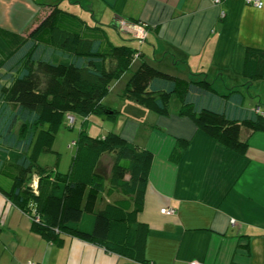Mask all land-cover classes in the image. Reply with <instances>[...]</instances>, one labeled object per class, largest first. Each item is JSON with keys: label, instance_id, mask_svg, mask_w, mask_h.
Masks as SVG:
<instances>
[{"label": "crops", "instance_id": "crops-1", "mask_svg": "<svg viewBox=\"0 0 264 264\" xmlns=\"http://www.w3.org/2000/svg\"><path fill=\"white\" fill-rule=\"evenodd\" d=\"M57 1L62 0H0V63L10 53L1 31L25 34L52 5H60L107 29L115 44L109 28L125 42L117 45L140 51L131 71L147 61L191 80L207 79L224 93L261 87L258 102L247 103L243 94V106L264 109V79L249 82L246 76L255 69L252 63L249 67V50L264 51V0L263 7L247 0H66L71 10ZM137 25L147 28L143 42L136 36ZM117 80L103 103L112 104L108 97L119 87ZM177 100L169 115H151L145 124L126 120L120 133L153 153L137 213V222L147 226L143 261L73 235L51 242L32 230L28 214L0 194L2 256L16 264H264V131L242 128L248 150L240 153L180 115ZM179 139L189 145L175 160ZM105 184L101 208L125 199ZM164 207L176 213L164 214Z\"/></svg>", "mask_w": 264, "mask_h": 264}, {"label": "trees", "instance_id": "trees-1", "mask_svg": "<svg viewBox=\"0 0 264 264\" xmlns=\"http://www.w3.org/2000/svg\"><path fill=\"white\" fill-rule=\"evenodd\" d=\"M1 35L10 53L0 63V194L28 214L32 230L51 242L73 235L143 261L147 226L137 222V213L153 153L113 131L93 136L86 128L90 116L117 122L120 111L103 100L111 83L131 71L140 51L115 44L107 29L60 5H52L27 33ZM248 58L255 68L246 75L249 82L264 79V51L250 49ZM122 97L165 116L176 97L180 115L243 154L248 143L241 139L242 128L264 131V115L244 107L240 91L220 92L207 79L191 80L147 61L132 72ZM76 114L85 120L71 169L50 170L41 156L55 152L59 131L65 121L73 128L68 116ZM188 145L179 139L173 159ZM105 156L112 160L109 169ZM106 181L125 199L101 208Z\"/></svg>", "mask_w": 264, "mask_h": 264}, {"label": "rangeland", "instance_id": "rangeland-1", "mask_svg": "<svg viewBox=\"0 0 264 264\" xmlns=\"http://www.w3.org/2000/svg\"><path fill=\"white\" fill-rule=\"evenodd\" d=\"M57 2H59L68 10L72 9V6L68 5L70 2L66 0L57 1ZM109 31L117 44L125 43L123 40H121L120 35L116 34L115 31H113V29L111 30L109 28ZM135 69L136 67L134 66L132 71H127L122 79L119 78L121 80H117L118 81L117 85L120 83L119 87L113 90V92L108 97L110 104L112 103L111 105L117 106V109L120 111L117 123L113 124L109 120H106L98 116L88 117L86 128L93 136H105L107 133L111 131L120 134L122 131H124L123 127L126 120L133 121L134 119H136V121L145 124V121L148 120V118L151 115H157V113L147 109L145 106L139 103L131 102L130 100L120 96L123 93L125 86L128 80L130 79L132 72ZM256 89L258 91H256ZM243 94L246 97L247 103L250 102L252 103L256 101L258 102L260 99L261 87L260 88L255 87L252 91H250V93L248 90L244 91ZM176 99L177 98L174 97L173 100L174 103H176ZM174 103L173 104L171 103L172 107ZM76 117L77 120L75 121L73 128H69L67 126V121H65V123L63 124L55 141V145H54L55 152L45 153L41 156L40 159L41 164L48 167L50 170L57 169L61 173H68L69 170L71 169V166L74 161V157L77 152V146L73 145V143L79 140L81 128L83 125L82 123L85 120L84 117L79 116L77 114ZM129 127H130V123L128 122L126 128ZM111 163L112 160L110 156H105L103 158V165L107 167V169L110 168ZM4 257L7 256L6 255L2 256V251L0 250V264H16V262L8 261V259Z\"/></svg>", "mask_w": 264, "mask_h": 264}, {"label": "built area", "instance_id": "built-area-1", "mask_svg": "<svg viewBox=\"0 0 264 264\" xmlns=\"http://www.w3.org/2000/svg\"><path fill=\"white\" fill-rule=\"evenodd\" d=\"M222 0H214L215 3H221ZM248 3H251L257 7H263V2L261 0H247ZM222 15H224V12L222 13ZM136 36L137 38L143 42L144 40H146L147 38V34H148V31H147V28L146 26L144 25H137L136 26ZM137 55H135V57H137ZM257 112H259L260 114H263L264 115V109L262 108H258L256 109ZM76 116L74 115H69L68 116V124L69 126H73L75 124V121H76ZM73 145H75V142L73 143ZM33 187L35 190H37L38 188V180L35 179L34 181V184H33ZM161 212L164 213V214H167V215H174L176 213V209L174 208H171V207H164L161 209ZM37 220H39V217H36ZM235 220L232 219V223L235 224ZM19 264H37L35 263L34 261H28V262H25V263H19ZM191 264H201L200 262L198 261H192Z\"/></svg>", "mask_w": 264, "mask_h": 264}, {"label": "water", "instance_id": "water-1", "mask_svg": "<svg viewBox=\"0 0 264 264\" xmlns=\"http://www.w3.org/2000/svg\"><path fill=\"white\" fill-rule=\"evenodd\" d=\"M29 188H32V186H30Z\"/></svg>", "mask_w": 264, "mask_h": 264}]
</instances>
